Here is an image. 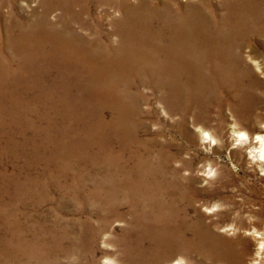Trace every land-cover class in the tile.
<instances>
[{"label":"rangeland","instance_id":"obj_1","mask_svg":"<svg viewBox=\"0 0 264 264\" xmlns=\"http://www.w3.org/2000/svg\"><path fill=\"white\" fill-rule=\"evenodd\" d=\"M9 1L0 0V24L30 19L40 9V0ZM91 2L89 24L99 19L109 29V19L120 17L119 10ZM60 13L51 11L49 20ZM1 28L5 63L11 53L3 48ZM242 49L259 81L250 93L257 105L248 120L213 107L197 125L169 117L160 106L154 115L141 104L138 126L123 139L98 127L93 107L63 105L81 95V71L71 79L49 60H37L4 74L0 264H228L217 254L230 246L242 264H264V160L251 147L256 134L264 135V36L251 37ZM164 230L173 235L166 243L156 237ZM193 230L215 242H204L201 251L185 246L182 239H191Z\"/></svg>","mask_w":264,"mask_h":264},{"label":"bare ground","instance_id":"obj_2","mask_svg":"<svg viewBox=\"0 0 264 264\" xmlns=\"http://www.w3.org/2000/svg\"><path fill=\"white\" fill-rule=\"evenodd\" d=\"M153 1L129 5L126 0H95L94 7L110 6L121 13L119 18L109 19L110 27L105 29L99 19L93 25L87 22L91 0H40V9L32 18L17 22L10 17L1 22L3 48L10 50L11 57L3 63L0 54V80L4 74L37 60H49L55 71L69 72L71 79L77 69L83 74L77 86L81 95L70 97L63 105L93 107L98 127L108 128L121 139L138 126L141 104L149 105L154 115L160 106L169 117L188 118L197 125L208 118L207 111L213 107L229 109L241 122L248 120L257 105V98L250 93L259 81L241 50L251 37L264 36L260 1ZM55 9L61 13L52 22L48 15ZM5 26H21V30H7ZM37 69L41 71V67ZM72 88L66 90V99ZM104 114L109 116L107 121ZM240 137L248 140L245 133ZM251 141L255 143L252 149L264 160V135L256 134ZM192 234L191 239H182L185 246L201 251L204 242H215L203 231L193 230ZM172 236V231L164 230L156 237L166 243ZM217 255L228 264H242L231 246Z\"/></svg>","mask_w":264,"mask_h":264}]
</instances>
